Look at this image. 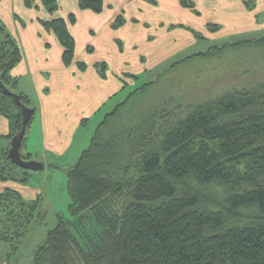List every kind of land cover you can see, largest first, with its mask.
<instances>
[{
	"label": "trees",
	"instance_id": "1",
	"mask_svg": "<svg viewBox=\"0 0 264 264\" xmlns=\"http://www.w3.org/2000/svg\"><path fill=\"white\" fill-rule=\"evenodd\" d=\"M179 1L201 15L195 0ZM42 2L52 15L58 11V0ZM24 3L37 7L36 0ZM244 3L247 9L250 3L252 10L257 6L256 0ZM104 4L105 0H79L81 9L95 13L102 12ZM262 12L256 15L257 23ZM116 19L114 28L125 22L123 16ZM41 22L57 35L65 66L73 64L77 44L69 24L76 23V15ZM173 27L187 29L198 41L206 39L183 23ZM206 27L210 32L222 29L215 22ZM249 44L264 46V35L215 45L173 67ZM22 61L18 38L0 18V82L35 110L29 129L37 108L29 94L17 92L21 78L14 69ZM76 65L83 71L88 68L82 61ZM98 66L105 75L106 63ZM139 90L105 114L89 148L68 172L70 215L57 214L32 264H264V84L260 89L229 91L174 120L171 110L160 114L161 121L155 111L141 125L116 126L120 110ZM0 114L9 121L12 140L23 115L1 88ZM10 146L0 144V181L26 185L30 170L10 161ZM22 157L30 160L33 155L22 152ZM41 202L40 196L26 199L16 187L0 190V242L10 244L13 254L31 227L46 219Z\"/></svg>",
	"mask_w": 264,
	"mask_h": 264
},
{
	"label": "crops",
	"instance_id": "2",
	"mask_svg": "<svg viewBox=\"0 0 264 264\" xmlns=\"http://www.w3.org/2000/svg\"><path fill=\"white\" fill-rule=\"evenodd\" d=\"M155 1L154 4L149 0H105V9L95 13L81 9L79 0H58V11L52 15L42 0H36L37 7L34 8L26 7L24 0H0L1 16L8 20L23 51V61L14 69V74L21 78L17 92L29 94L36 108L35 99L38 98L41 108L32 123L35 128L32 127L31 143L26 146L28 153L34 157L45 153L49 147L54 149L55 144L51 142L59 138L58 123L67 119L69 112L75 115V126L81 119L84 125L90 123L123 93L125 83L130 84L131 79L125 76L126 73L146 72L148 64H159L169 57V50L176 49L175 28L166 30L165 25L172 22L186 24L192 10L181 5L179 0ZM205 1L207 9L216 12L212 23L220 24L221 30L227 27L230 32L244 33L264 25L256 21V15L264 10V0H256L258 5L252 12L247 9L245 0ZM199 2L195 0L198 10ZM8 11L17 12L27 24L11 20ZM122 12L125 22L114 28L113 24ZM70 14L76 15V23H70L69 28L77 50L75 62L65 66L63 46L57 35L48 31L41 21L53 16L68 18ZM176 29L183 32L179 35L191 41L190 31L182 27ZM78 61L84 62L87 70L77 67ZM101 63L108 66L105 75L100 74L98 65ZM26 77H30V81L23 86ZM10 132L8 119L0 114V140L8 139ZM5 187H16L21 191L24 188L17 183L0 181V190Z\"/></svg>",
	"mask_w": 264,
	"mask_h": 264
},
{
	"label": "rangeland",
	"instance_id": "3",
	"mask_svg": "<svg viewBox=\"0 0 264 264\" xmlns=\"http://www.w3.org/2000/svg\"><path fill=\"white\" fill-rule=\"evenodd\" d=\"M201 1L198 3L201 16L195 15L191 11L190 17L187 18L189 20L185 25L204 34L206 39L198 41L190 32L192 38L189 41L183 35H179L182 32L181 30L174 29V24L178 23L172 22L165 25L166 30L171 27L177 35L172 36L176 40L177 47L174 50H169V57L159 62V64H148L149 68L146 72L134 75L126 73L125 76H128L131 80L128 79L130 84L127 83L125 86V92L120 93L114 99L113 104L103 108L102 113L98 117L92 118L90 123L84 125L81 123V119L77 121L78 125L75 126L73 112H69L67 119L58 123L59 138L51 142L52 145L55 144L54 149L49 147L48 151L38 154L32 159L45 163L46 168L37 172L30 171L29 181L26 182V185H23L24 188L21 191L26 199H36L38 196L42 198L40 212L46 215V219L43 218V221L35 223L31 227V231L22 240L18 253H12L10 244L0 242V264H32L34 251L46 241L48 232L56 225L57 214L69 217L70 195L67 191L66 182L68 172L80 160L83 151L89 148L94 133L104 119L105 114L113 109L116 104L124 102L126 97L137 88L140 89L141 93L132 96V100L124 109L120 110V116L115 121L120 125L116 124V126L127 127L131 125L135 127L138 123L141 125L148 118L149 113L155 111L158 113V121H161L160 114L165 113L166 110L173 111L174 120L178 116H184L191 109H195V106L217 101L229 91L244 88L260 89L263 86L264 46L262 45L249 44L238 47V49L230 48L226 51L217 52L213 56L195 57L173 67L181 59L193 56L195 53L208 51L215 45L234 43L242 39L260 38L264 35V25L260 28L255 26L249 32L244 33L230 32L227 27L224 30L210 32L211 30L206 26L207 23L213 21L216 12L209 11L206 1ZM250 4H252V7H249L248 10L252 12L253 3ZM256 5H258V2H256ZM8 12L11 20L27 22L19 14H16L17 12L15 14ZM263 14L262 12L259 19L262 24H264ZM121 16H123V12ZM0 18H2L10 32L15 35L10 24L7 23L8 20L3 18L1 13ZM15 36L17 37V35ZM160 36L163 40L161 32ZM131 75L136 76V78ZM29 78L26 77L23 80V82L25 81L22 84L23 86L30 81ZM154 80L158 81L153 85H149L146 90L141 89L142 85ZM31 87L30 85V89ZM32 91H35L34 88ZM44 91L51 93L49 89ZM35 101L38 103L37 114H39L41 112L39 99L36 98ZM32 127L35 128L32 124L31 128L27 129L26 139L21 148L24 155L28 153L26 146L31 143L30 136L34 133ZM11 142L12 140L7 138H1L0 140L1 146L5 148L11 145ZM37 145L39 148L40 142ZM41 152H43V149Z\"/></svg>",
	"mask_w": 264,
	"mask_h": 264
},
{
	"label": "water",
	"instance_id": "4",
	"mask_svg": "<svg viewBox=\"0 0 264 264\" xmlns=\"http://www.w3.org/2000/svg\"><path fill=\"white\" fill-rule=\"evenodd\" d=\"M0 88L3 90L4 93H6L9 96H12L14 98V101L16 104H18V106L21 108V114L23 115V120L21 123V129L16 132L13 135V139L11 142V146H10V151H9V155L8 158L10 159V161L13 162V164H17L19 167L23 168V169H27L30 171H41L44 170L46 168L45 163L41 162V161H36V160H24L22 157V145L24 142V137L26 135L27 129H28V123L31 121V119L33 118V114L35 113V110L29 106H27L25 103H22L21 100V96L20 94L16 93V92H12L10 91L4 83L0 82Z\"/></svg>",
	"mask_w": 264,
	"mask_h": 264
}]
</instances>
